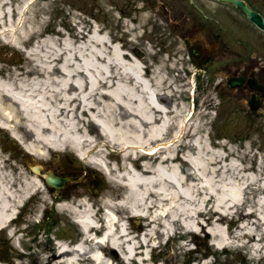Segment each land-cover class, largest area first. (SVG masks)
Returning a JSON list of instances; mask_svg holds the SVG:
<instances>
[{
  "label": "bare ground",
  "instance_id": "6f19581e",
  "mask_svg": "<svg viewBox=\"0 0 264 264\" xmlns=\"http://www.w3.org/2000/svg\"><path fill=\"white\" fill-rule=\"evenodd\" d=\"M11 2L0 0L1 28L6 20H15V17L12 20L14 13L23 14L29 0H18L16 6ZM96 31L94 29L88 39L77 46L72 45L67 35V48L59 49L60 52L52 58L54 62L43 67L45 70L58 68L61 76L58 81L63 77L65 79L61 83H70L76 89L73 97L80 100L76 114L64 104L59 105L57 113L52 112L47 104L43 107L47 111L33 110L30 106L33 91L26 90L29 82L24 83V77L2 73L0 67L1 127L8 129L26 151L39 157L47 154L45 147L61 149L68 146L80 158L87 157L88 162L107 169L115 176L114 180L125 188L117 203L114 202L113 188L104 192L99 200L109 211L103 217L105 228L98 241H93L94 237L87 238L97 220L87 204H80V210H73L70 208L73 206L66 202L56 203L59 211L66 208L78 217L83 233L75 248L66 241L58 243L55 252L49 256L54 259V264H119L121 261L123 264L133 253L138 255L139 264H148L149 254L155 247L161 246V239L172 240L174 236L173 239L183 240L177 249L186 251L191 243L188 238L204 231L211 235L214 251H236L242 247L251 259L263 257L264 243L260 239L264 237L263 193L257 195L255 204L243 205L250 184L260 188V192L263 187L256 184L258 177L246 172V166L240 165L236 158L225 162L222 149L213 148L203 135L195 133L186 136L184 126L178 135L173 130L175 137L168 144H157L154 149L147 150L155 155L149 156L153 157V162L147 159L137 169L135 164L130 165L125 160L130 154L128 151L122 155L124 163L119 170L108 165L105 149L98 144L93 145L95 140L84 129L85 123L90 124V120L97 121L101 135L106 139L105 144L120 147L123 151L132 144L143 152L149 143L163 139L172 127L176 128L180 118L192 117L190 110L183 114L180 107L183 104L169 106L161 100L160 93L169 95L161 88V73L155 70L153 76L146 77L142 74V63L134 56L125 60L127 51L112 45ZM106 46L109 52H105ZM36 98L40 100L38 96ZM29 133L32 138L26 141ZM92 145L87 153V147ZM20 181H23L22 184L16 186ZM20 181L4 183L0 179V232L6 229L11 237L21 240L19 235L24 228L19 225L16 210L20 209L19 205L26 195L35 193L41 202H45L46 196L36 178ZM210 190H214L216 204L226 203L224 209L220 208L221 205L211 207ZM40 207L35 204L29 211L26 216L29 224L39 221L36 216ZM130 216L137 219L143 216L149 227L141 233L140 249L134 236L127 233L125 220ZM225 220H228L229 228L240 220L232 238L223 227ZM135 222L138 224L137 220ZM11 224L16 227L11 229ZM111 250L118 255L108 256ZM209 252L207 250L189 258L210 264L211 261L206 258ZM0 264L6 263L0 259ZM13 264L22 263L13 261Z\"/></svg>",
  "mask_w": 264,
  "mask_h": 264
},
{
  "label": "rangeland",
  "instance_id": "374dc122",
  "mask_svg": "<svg viewBox=\"0 0 264 264\" xmlns=\"http://www.w3.org/2000/svg\"><path fill=\"white\" fill-rule=\"evenodd\" d=\"M17 1L12 0L11 5L16 6ZM29 1L23 14L14 13L12 20L14 17L15 20H11L12 22L6 20L2 26L3 28L0 27V67L2 73H6L8 76L24 77L26 79L24 83L29 82L26 90L33 91L30 95L32 101L30 106L32 105L33 110L37 112L47 111L43 108L47 104L52 112L57 113L61 102H69V98L66 100L63 96L71 94L75 88L69 87L72 86L69 83L68 87L59 90L49 89L52 85L58 86L61 80L65 78L62 77L57 81L52 77V73L58 72L59 69L53 67L45 70L43 67L54 62L52 58L60 52L59 49L67 48V35L70 36L72 45L77 46L82 44L81 41L84 39H88L95 28H98L101 33L96 32L98 35H102L105 39L111 41L112 45L114 44L120 50H126L130 54L125 53V59L130 60V56L134 54L132 51H138L141 58L139 59L140 63H143L142 72L144 71L147 77L153 76L155 70L163 75L161 88L164 91L167 90L169 95L160 93L162 101L165 103L169 101V103L176 105L183 104L180 106L183 109V114L188 110L190 112L193 110L192 117L178 120L177 131L184 126L186 136L195 133L203 135L210 145H218V148L224 149L225 153L232 156L226 157L225 162L234 157L240 162V165L246 166V172L258 177L256 184L262 178L264 179V117L251 115L247 112L239 113L232 107L231 103L226 102L217 110V101L214 99L212 92L209 91L210 88L206 86L205 77H202L194 69L193 64L187 61L186 57H181V43L177 41L171 43L169 40L164 42H151L148 40L154 30L162 28L164 25L163 23L162 25H156L159 22L156 9L151 7L144 11H135L137 8L134 7V2H139L137 5H140V0ZM160 30L161 32L164 31ZM105 52H109L108 47ZM47 73L50 74L46 77L45 74ZM37 96L40 100L36 98ZM193 107L194 109H192ZM23 128H25L24 125ZM7 136L9 137L8 130L0 128V179L4 183H8L9 181H20L25 178H35L36 175L27 167L26 162L28 159L24 156L26 155L25 150L20 143L9 139ZM221 137L223 138L221 139ZM31 138L32 134L29 133L26 135L25 140L29 141ZM181 149L182 147H180L179 152H181ZM21 151L24 153L22 159L19 157ZM51 152L42 157L34 155L38 161L41 160L40 164L44 165V169L52 170L50 166L54 164V159L49 160ZM72 154L74 162L79 163L75 153L72 152ZM113 157L117 160L121 159L119 153H116ZM145 159H149L151 162L154 160L153 157ZM22 182L20 181L16 186H20ZM107 182L110 183L108 177ZM113 183L115 187L117 186L118 197L121 198L125 193L124 186L120 182ZM250 186L245 192L243 205L246 203L255 204L257 195L260 193L264 195V189L260 192V188H254L253 184H250ZM214 198V190H210L212 208L219 205H221V209L226 207L225 202L216 204ZM38 200V204L41 205L39 198ZM34 201H36V198H33L26 205L28 207L26 211L22 212L23 221L27 222L25 217L31 210L30 206ZM43 207L41 205L38 212L41 222L37 226L28 222L23 225L26 230L22 231L19 236H21V242L27 248L20 247L18 250H21L24 255L38 254L36 264H45L49 260H52L50 263L54 264L53 259L49 257L50 254L55 252V248L51 243V235L55 229H58L57 233L61 235L69 234L73 229L67 226L52 225L49 219L43 221L45 218L44 212L41 213ZM225 218L230 220L229 216ZM145 220L143 216L139 217L138 228L144 227ZM228 220L224 221L223 227L226 228L232 238V235L237 231L240 220L231 228H229ZM37 233H39V236H36ZM203 235V233L200 234L199 240L189 237L188 239H193V242L190 243L186 251L177 249L178 244L182 243L180 239H177L178 242L173 239L171 243H161V247L152 252L158 253L164 250L166 252L164 264H187V259L191 255L204 253L208 248L210 252L207 254V260L211 261L212 264H264V259L257 260L246 257L248 253L242 247L236 251L228 249L227 252L218 249L214 252L211 243H208L206 239L205 241L202 240ZM33 236L39 242L31 245L32 240L27 238L32 239ZM260 239L264 243V237L261 236ZM24 240L29 244L25 243ZM194 240L198 244L193 252L190 248L195 244ZM14 242L12 240L11 244L8 235L4 231L0 232V252H5L3 258H7V256L13 258L15 256L10 255V251L6 250L9 246L13 247ZM15 246L19 247L18 245ZM21 262L31 264V261L26 257H23ZM192 262H194L193 259L188 260V264Z\"/></svg>",
  "mask_w": 264,
  "mask_h": 264
},
{
  "label": "flooded vegetation",
  "instance_id": "af4514ba",
  "mask_svg": "<svg viewBox=\"0 0 264 264\" xmlns=\"http://www.w3.org/2000/svg\"><path fill=\"white\" fill-rule=\"evenodd\" d=\"M242 1L264 19V0ZM159 2L160 14L172 23H167L169 35L164 32L165 38L175 34L183 41V50L194 58L198 71L207 75L214 92L231 99L244 112L264 110V30L227 0ZM66 156L58 159L59 165L64 161L59 173L73 176L77 170L82 175L80 180L68 181L60 194L70 203L90 197L95 209H102V193L95 190L99 177L88 168L83 173Z\"/></svg>",
  "mask_w": 264,
  "mask_h": 264
},
{
  "label": "water",
  "instance_id": "95a60500",
  "mask_svg": "<svg viewBox=\"0 0 264 264\" xmlns=\"http://www.w3.org/2000/svg\"><path fill=\"white\" fill-rule=\"evenodd\" d=\"M234 3H235V5H241L240 4V2L239 1H233ZM243 8H244V10H245V12H246V14H248L252 19H254L255 21H256V23L257 24H259L260 26H263L264 27V23L262 22V20L260 19V18H257L256 16H254V14L250 11V10H246V7L245 6H243V5H241ZM35 170H37L36 168H35ZM47 181L52 185V184H54V185H60V183L62 182V180L61 179H58V178H50V177H48L47 178Z\"/></svg>",
  "mask_w": 264,
  "mask_h": 264
}]
</instances>
